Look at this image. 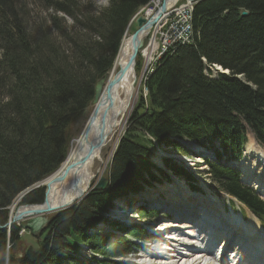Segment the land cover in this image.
Wrapping results in <instances>:
<instances>
[{"label": "trees", "instance_id": "16d2710c", "mask_svg": "<svg viewBox=\"0 0 264 264\" xmlns=\"http://www.w3.org/2000/svg\"><path fill=\"white\" fill-rule=\"evenodd\" d=\"M107 1L92 15L94 5L86 0H0V223L21 192L63 163L72 123L91 108L95 84L113 69L130 22L154 0ZM31 9L34 15H50L31 22ZM191 26L193 43L163 57L145 82L146 95L139 97L108 165V189L92 191L77 206L56 213L35 240L36 247H25L19 227L9 237L0 230V264H86L76 255L87 245L94 264H118L113 260L134 252L131 238L144 242L146 232L134 226L119 238L128 224L122 227L104 217L113 208L124 215L121 209H127L117 203L159 183L156 174L168 179L149 160L156 148L153 141L170 146L172 139H181L211 147L217 140L223 155L238 160L246 125L264 145V0H204L194 7ZM204 60L229 75L208 80L202 75ZM164 164L192 180L182 168L173 169L175 163ZM209 165L220 189L264 224V201L239 182V173ZM43 188L31 191L21 204L40 203ZM138 214L143 219L157 216L155 210ZM98 223L107 230L111 224L119 234L96 232ZM20 243L24 249L17 260L14 250Z\"/></svg>", "mask_w": 264, "mask_h": 264}, {"label": "bare ground", "instance_id": "6f19581e", "mask_svg": "<svg viewBox=\"0 0 264 264\" xmlns=\"http://www.w3.org/2000/svg\"><path fill=\"white\" fill-rule=\"evenodd\" d=\"M154 1L152 2V5H154L153 10H149L150 7L147 8L146 13L144 14L145 16L142 18L148 20L155 15L159 9L161 1L158 0L157 3ZM177 2L178 0H171L168 6L172 7ZM139 14H137L130 22L127 31L133 22L136 26L135 20L143 15L139 16ZM162 16L163 15H161L152 27L146 31L143 38V46L139 50L135 60V66L137 67V61L139 60L140 62L141 58L143 59L140 67L137 68L140 69V80L143 81V87L148 78L154 73L160 60L163 57L170 55L168 53H171L168 51L162 52L160 46L158 45L161 34L156 28L164 24V17L162 18ZM191 23L192 9L187 12V37H190V40L192 36V32L190 31V29H192ZM132 35H130V37ZM125 37L122 40L120 50L116 56L112 72L110 74L108 73L103 75L95 84L94 97L91 105L93 108L89 118L85 122V126L80 136L71 144L65 160L59 166L57 171H55V173L47 179H43L44 181L42 180V182H39L38 185L33 187L31 186V188L29 187L26 189L21 193L17 203H13L11 205L10 221L8 224H5V231L10 232L13 227L17 226L23 231L28 232L29 235L33 237L29 227L36 228L45 224L42 228V236V234L47 231L48 226L53 220V217L51 216L61 211H65L70 207L72 208L73 205L79 203L88 195V193L92 191H106L108 189L109 176L100 178L101 174L106 169V165L110 164H107V161H104L105 159L102 160V151L115 134L119 135L121 133V129L124 128L132 106L136 101L135 97L137 94V87L135 86L137 78L134 70L135 66L134 69L131 66L127 71H125L123 76L117 79L115 84H111V82L117 78L116 76L119 71L122 70L123 66L126 64L131 51V43L129 41L130 37ZM184 44H188V42H174L172 46H169V50L174 51L176 47ZM141 52L143 53L141 54ZM145 74H147L146 77L142 79V76ZM103 78H105V80L101 87L99 96L96 99L97 85ZM108 89H110V95H112L113 102L112 104L107 105V101H105L104 97ZM144 95H146L145 87ZM100 123L102 124L101 128H99ZM86 131H88V133L87 136L84 137ZM253 141V139L249 138L243 160L235 162L234 166L242 172L243 179L252 185L258 194L264 198V150L258 149ZM153 142L155 147L161 144L155 141ZM184 145L190 150L194 149L193 144L190 142H184ZM90 149V157L87 161H85L84 157ZM153 155L154 150L152 156ZM165 160L166 159H164L163 162H165ZM157 162L160 163L159 160H157ZM97 163H101V169L99 168V172H96L98 177L97 181L99 182L98 184L96 183V186L94 185L91 188L90 186L94 179L92 168L96 166ZM155 166L165 174V171L158 167L157 164H155ZM68 168H70L69 171L62 176V180H59L58 177H60ZM177 168L178 166H173V169ZM156 176L159 183H153L150 186H146L144 187L145 189L143 188L140 192L128 194L123 198V200L117 203L120 205H116V207L121 206L123 201L133 200L130 210L133 211L135 218L132 220V223L142 220L148 222L146 223V225H148L149 222L155 219L158 220L159 216H161L159 209L160 211L166 209L165 215H167V217L170 218L169 220L172 221H166L169 223L167 224L168 227L164 226L163 221H159L164 226L160 227L161 224L156 226V230L159 227L160 232L156 230L153 232L154 228H147L148 226L144 227V222H137L138 224L128 226V230L120 233L118 237H124L131 228L136 226L139 230L146 232V234L150 237H155L160 241L157 244L146 246L145 249L146 251L150 249V254L149 252L147 254L140 253L141 255L137 256V259H135V257L130 258L131 255H134L132 252L126 257H122L120 260L122 264H264V257H258L259 255L264 256V252L260 253V250H264V244H260L264 243V240L260 235L257 236L255 226H257V229H259L258 227L260 226L256 223L257 221L253 220L254 218L250 217V223L246 225L243 220H241L240 216L226 214L222 210H219L215 212V216L212 215L206 219L199 218L198 216H195L194 219H189L187 218V215L190 213L186 212L187 209L185 207L181 209V214H176L174 210L169 208L170 206L168 204H161L159 201L162 199H168V191L172 187L175 191H180L182 193H188V188L184 185V183L179 182L176 179H174L173 183H164L162 181L168 180L167 178H162L158 174H156ZM146 179L148 181L149 177H146ZM101 183H103L104 187L96 189V187ZM154 186L158 189H155V193H152ZM42 187L47 188L44 201H41L36 205L21 204L22 199L25 198L31 191ZM154 199H156L157 202L153 201ZM192 201H194L197 205L201 204V200L197 196L196 198L192 197ZM189 205L192 207L194 206L193 203H183V206L189 207ZM55 206L60 207V209L54 211ZM121 210L126 211L125 209ZM138 210L143 212L146 211L147 213L150 210H155L157 216L151 219H143L138 214ZM114 213L118 214L119 211H117L116 208H113L104 217V219H106L109 223H129L130 219L124 220L123 218H121L123 222H120L117 219L118 216H114ZM16 214H26L27 217L12 223V218ZM181 217H183V220ZM213 219L216 221L214 222ZM104 226V224L98 223L96 228H103ZM180 229L183 230L181 231ZM260 232L261 235L264 236V230L260 229ZM166 234L167 236L163 238ZM150 237L147 238L146 241H149ZM33 238L37 239L35 237ZM230 239L236 241V244L230 252V256H228L225 255V253L223 254V248L227 246ZM241 242H246V244H240ZM259 246L263 248L258 249ZM81 247L82 243H79L78 248L80 249ZM188 247L191 248V252L187 249ZM82 250L86 251L88 248L83 247ZM128 257L129 259H126ZM215 258L217 260H215ZM255 258H259V261H255ZM252 259H254V261ZM82 262L84 263L83 260Z\"/></svg>", "mask_w": 264, "mask_h": 264}, {"label": "rangeland", "instance_id": "374dc122", "mask_svg": "<svg viewBox=\"0 0 264 264\" xmlns=\"http://www.w3.org/2000/svg\"><path fill=\"white\" fill-rule=\"evenodd\" d=\"M82 1H84V0H82ZM86 1H90L91 2V4H93L94 5V7H93V12L94 13H92V15H96V12H97V8H99V9H101V8H104V7H106L107 6V4H108V1L107 0H86ZM155 3H157L158 2V0H156V1H154ZM184 4V2L183 1H179L178 3H176L173 7L174 8H170V9H167V11L166 12H170V11H172L173 9H175V8H177V7H179V6H182ZM187 4V3H186ZM185 5V4H184ZM189 7L191 6V8H192V10L194 9V7H195V5L196 4H192V3H188L187 4ZM149 8V7H148ZM153 8H154V5H150V8H149V10L150 9H152L153 10ZM98 9V10H99ZM29 11H30V9H29ZM184 11V13L185 12H187V11H185V10H183ZM35 11L34 10H32L31 9V12H28L27 13V15H28V18L31 20V22L33 21V22H36V23H40L42 20H47V18H48V15H50V11H43V12H41V14H39V13H37V15H34L33 13H34ZM178 12V10H176L175 12H174V14H176ZM146 13V11L143 13V15L142 14H139V16L140 15H142L141 17H144L145 14ZM184 13H183V15H184ZM39 14V15H38ZM59 16L64 20V21H67V22H65V24L67 23L68 25L70 24V19L69 18H67L65 15H62V14H59ZM135 30H136V26H135V23L133 22L132 24H131V26H130V28H129V30L128 31H126V37L125 38H129L130 37V35H132L134 32H135ZM190 31L192 32V29H190ZM145 44H146V40H145ZM189 44V43H188ZM184 45H186V44H184ZM168 52H172L171 50H168ZM143 52H141V54H142ZM173 55V54H172ZM172 55H170V56H172ZM138 59H139V57H138ZM137 59V60H138ZM142 61H143V59L141 58V61L139 62V67H140V65H141V63H142ZM115 62V61H114ZM202 63H203V65H204V68H203V72H202V75H204L208 80H210V81H214L215 79V74L213 75V77H211L210 76V73L211 72H221L222 70H224L222 67H220V65L219 64H213V65H208L207 63H206V61L204 60V61H202ZM114 67V66H113ZM112 70L113 69H111V71L109 72V74L112 72ZM226 73H228L229 74V71L228 70H224ZM135 73H136V82H135V86L137 87V94H136V97H135V103H134V107L132 106V109H131V111H130V113H129V116H128V119L130 118V116H131V114L133 113V109L134 108H136V104H137V102H138V99H139V97L141 96V94L143 95V97H145L144 96V87H143V81H141L140 80V69H137V67L135 66ZM108 74V73H107ZM146 75L147 74H145L144 76H142V79H144L145 77H146ZM238 78H241V79H243V83L245 84V85H247V86H250V87H253L252 85H250V84H248L247 83V81L244 79V78H242L241 76H238ZM138 84V85H137ZM92 106H91V109H88L87 110V112H85L83 115H81V116H79V117H76V120L72 123V125H71V128H70V131H69V133H70V139H69V143H68V146H67V153H68V151L70 150V146H71V144L74 142V140L75 139H77L79 136H80V134H81V132H82V130H83V128H84V126H85V122L87 121V119L89 118V116H90V113H91V111H92ZM128 119H127V121H126V123H125V126H124V128H122L121 129V133L119 134V135H117V134H115L113 137H112V139L106 144V146L103 148V151H102V160H104V161H107V164H109L110 163V160H111V158H112V156H113V154H114V152H115V149L117 148V145H118V142H119V140H120V138H121V136L123 135V133L125 132V130H126V125H127V123H128ZM245 127V129H246V141H245V143H244V152H243V155H241L242 156V158H243V156H244V154H245V152H246V146H247V144H248V142H249V138H251V139H253L255 142L256 141H258L257 140V138L255 137V135L252 133V131L245 125L244 126ZM118 140V141H117ZM77 141V140H76ZM215 141H217V140H215ZM259 142V141H258ZM260 143V142H259ZM197 144V143H196ZM197 145H201V144H197ZM260 145L262 146V148H263V150H264V145L263 144H261L260 143ZM221 150H222V148H220ZM114 151V152H113ZM67 153H66V155H67ZM111 153V154H110ZM165 157H167V158H165ZM189 157V156H188ZM65 158H66V156H65ZM164 159H166L167 161H169V162H175L176 161V163L178 164V162L180 161V162H182L183 164H184V166L186 167V168H188V171L184 168V166L183 165H181L188 173H192L194 176L195 175H197L198 177H202L204 180H206L207 182H209L213 187H214V189L216 190V191H218V192H221V193H223V191L220 189V187L218 186V184H217V182L214 180V177H213V174L211 173V169L209 168V166L207 165V163L204 165V159H201V158H197V157H193V156H190V158H186V157H184V156H182L181 154H177L174 150H171L170 148H169V146H167L166 145V143H161V146L159 147L158 146V149L157 148H155V150H154V155L153 156H149V160L152 162V164H157V166L158 167H160L161 169H163L164 171H165V174L168 176V180H163L162 182H164V183H173L174 182V179H176L177 181H179V182H182V183H184V185H190V184H193V183H191V182H187V180H185L184 178H181L180 176H178V175H175V171L173 170H168L167 168H166V166H165V164H164V162H163V160ZM157 160H159L160 161V163H158L157 162ZM208 161H212L211 159H208ZM157 162V163H156ZM107 166L108 165H106V169H105V171L101 174V176H100V178H105V177H107ZM59 168V167H58ZM101 169V163H97L96 164V166H94L93 168H92V174H93V177H94V179H93V181H92V184H91V188L95 185H97L98 184V182L99 181H97V173L99 172V170ZM165 168V169H164ZM200 169H202V170H200ZM204 170V175H202L200 172L201 171H203ZM95 172V173H94ZM97 172V173H96ZM54 174V173H53ZM192 175V176H193ZM51 176V175H50ZM50 176H48V177H50ZM47 177V178H48ZM47 178H45V179H47ZM193 178V177H192ZM44 179V180H45ZM43 180V181H44ZM97 183V184H96ZM164 183H161V184H164ZM188 183V184H187ZM39 183H36V184H34V186H36V185H38ZM47 188H43V199H42V201H44V197H45V193H47V190H46ZM24 192V191H23ZM22 193V192H21ZM21 193L15 198V201L13 202V203H17V201L19 200V197H20V195H21ZM89 194V193H88ZM223 194H225V193H223ZM85 199V198H84ZM84 199H82L79 203H81ZM132 203H130L131 205L133 204V200H130ZM125 202V201H124ZM79 203H77V204H75V205H73L72 206V208L73 207H75V206H77ZM189 204H192V202L190 201L189 202ZM12 205V204H11ZM11 205H10V207H9V209H8V215H7V219L5 220V222L4 223H0V227H3L5 224H8L9 223V221H10V214H11ZM22 205H24V204H22ZM34 205H36V204H34ZM117 205H120V204H117ZM130 205V206H131ZM130 206H126V205H124V204H122V206L121 207H123V208H126L127 210L126 211H124V215H123V213L122 212H119L118 214H115L114 216H118V220L120 221V222H123V220L121 219V218H123L124 220L125 219H130V221H129V223L128 222H126V224H128V226H130V225H135V224H138L137 222H144V227H146V226H148L147 228H154L153 229V232H155V230H156V226L157 225H160L161 223V221H163V223H164V226H167V224H169L168 222H166V221H172V220H169L170 218H168L167 217V215H165V213H166V209H163V211H164V213H163V211L161 210L160 211V209H159V213H161V216H159V219L157 220V219H155V220H153V221H151V222H149V224L148 225H146V223H148V222H146V221H142V220H139V221H137V222H133L132 223V220L135 218V215L133 214V211L132 210H130ZM231 206H233L234 207V212L237 214L238 212L240 213V212H242V211H244V212H242V217L246 220V223L245 224H249L250 223V217L252 216V214L247 210V209H245L243 206H241V205H239L238 204V202L236 201L235 203H234V205L233 204H231ZM189 207H191L190 205H189ZM189 207H187V209L189 208ZM17 208V207H16ZM15 208V209H16ZM68 209H71V207L70 208H68ZM68 209H66V210H68ZM65 210V211H66ZM181 211V210H180ZM10 212V213H9ZM15 212V211H14ZM162 214H163V216H162ZM165 215V216H164ZM192 215L193 214H188L187 215V218H190V217H192ZM251 215V216H250ZM55 215H53V216H51V217H54ZM237 216V215H236ZM254 219H255V217H253ZM160 221V222H159ZM255 221H257V219H255ZM52 222V221H51ZM194 222V221H193ZM258 222V221H257ZM178 223V222H177ZM51 224V223H50ZM118 224H120V223H118ZM109 225V229L107 230V226L105 225L103 228H97V230H96V232H100V233H109V234H111V233H114V234H119L118 233V231L114 228H111V224H108ZM120 225H122V224H120ZM162 224L160 225V227H164ZM15 227H17V226H15ZM49 227V226H48ZM168 227V226H167ZM14 228V227H13ZM20 228V227H19ZM159 227H158V229L156 230V231H158V232H160L159 231ZM255 229H256V231H257V236L258 235H260L261 234V232L259 231L260 230V228L257 230V226H255ZM0 230H3V231H5L4 229H0ZM181 231L183 230V229H180ZM11 232V231H10ZM10 232H8L7 233V231H5V233L8 235V237L11 235L10 234ZM18 235H19V237H22V239L24 240H26V246L25 247H27V248H31V247H36V241L35 240H37V239H34L33 237H31L30 235H29V233L28 232H25V231H23L22 229H20V231H19V233H18ZM42 235H44V234H42ZM167 236V234L166 235H164V237L163 238H165ZM263 237V236H262ZM261 237V238H262ZM119 238H121V237H119ZM118 239V238H117ZM263 240H264V237L262 238ZM20 241H21V239H20ZM150 244H149V246H151V244H157L160 240L158 239H156L155 237H150ZM154 241V242H153ZM157 241V242H156ZM22 242V241H21ZM135 244H138V242H135ZM238 244V243H237ZM240 244H246V242H241ZM260 244H264V243H260ZM140 246H142V244L140 243ZM153 246V245H152ZM9 247H10V242L7 244V247H6V249H7V251H6V257H8V254H9ZM87 248H88V245L86 246ZM145 248H146V246H144ZM21 249H24L22 246H21V243H20V245L18 246V248L17 249H15L14 250V255H15V257H16V259L17 260H20V257H18V256H22V253H23V251L21 250ZM228 251H231V250H228ZM147 252H149V254H150V249L147 251ZM139 255H141L140 253L138 254V252L137 253H135L134 255H131V257L130 258H134L135 257V259H137L136 257L137 256H139ZM226 255H228V256H230V252H226ZM78 258H80L81 260H83L86 264H92L93 262H91L89 259H91V257H89V250H86V251H83L82 249H80V251L77 253V255H76ZM146 256V255H145ZM259 258H263L264 256H262V255H259L258 256ZM97 259H101V258H99V257H96ZM122 258V257H121ZM126 259H129V257L128 258H126ZM134 259V260H135ZM89 260V261H88ZM125 260V259H124ZM253 261H254V259H252ZM94 264V263H93Z\"/></svg>", "mask_w": 264, "mask_h": 264}, {"label": "water", "instance_id": "95a60500", "mask_svg": "<svg viewBox=\"0 0 264 264\" xmlns=\"http://www.w3.org/2000/svg\"><path fill=\"white\" fill-rule=\"evenodd\" d=\"M161 3H160V6H159V9L157 10V12L155 13L154 16H152L150 19L146 20L145 18H142V17H139L135 20L136 22V26H137V29L136 31L134 32V34L129 38V41L131 43V51H130V54L128 56V60L126 62V64L123 66L122 70L119 71V73L117 74V78L111 82V84H115L117 82V79L121 76H123V74L125 73V71H127L131 66L132 68L134 69V66H135V60L137 58V55H138V52L139 50L142 48L143 46V38L145 36V33L146 31H148L152 25L158 20V18L164 14L167 9L170 7L168 6L169 5V2L171 0H160ZM178 1H183L185 3H192V4H196V3H199V2H202L204 0H178ZM247 13L246 12H242V16H246ZM105 78L101 79L100 82L98 83L97 85V89H96V99L98 98L99 96V93L101 91V87L103 85V82H104ZM110 84V86L112 87V85ZM109 86V87H110ZM110 87V88H111ZM105 101H107V105L108 104H112L113 100H112V95H110V89L107 90V93L105 95ZM102 124L100 123L99 124V128H101ZM87 133L88 131L85 132V135L84 137L87 136ZM90 154H91V149L89 150V152L87 153V155L84 157V160L87 161L90 157ZM73 166V165H72ZM71 168V167H70ZM66 169L64 171V173L58 177L59 180H62V176L67 173L69 171V169ZM107 185V183H106ZM105 185V187H106ZM104 185L103 183H101L99 186L96 187V189H101L103 188ZM160 203H164L166 204L167 202H164V201H159ZM60 207L58 206H55L54 207V211L56 210H59ZM26 214L24 215H19V214H16L13 218H12V223L15 222V221H19V220H22L23 218H26ZM45 224L43 225H40L38 227H29L31 229V234L33 237L39 239L41 237V232H42V228ZM5 225L3 227H0V229H4Z\"/></svg>", "mask_w": 264, "mask_h": 264}, {"label": "built area", "instance_id": "2783aa9c", "mask_svg": "<svg viewBox=\"0 0 264 264\" xmlns=\"http://www.w3.org/2000/svg\"><path fill=\"white\" fill-rule=\"evenodd\" d=\"M190 9H192L191 6L182 5L162 16L164 24L156 28L161 34L158 45L162 52L168 51L169 46H172L174 42H191L190 37H187V12ZM176 10L178 12L174 14ZM183 10L187 12L184 13Z\"/></svg>", "mask_w": 264, "mask_h": 264}, {"label": "clouds", "instance_id": "9594fccd", "mask_svg": "<svg viewBox=\"0 0 264 264\" xmlns=\"http://www.w3.org/2000/svg\"><path fill=\"white\" fill-rule=\"evenodd\" d=\"M178 3V2H177ZM188 4V3H187ZM186 4V5H187ZM175 5V4H174ZM173 7V6H172ZM172 7H169L168 9H170V8H172ZM166 13V12H165ZM164 13V14H165ZM164 14H162V15H164ZM192 14H193V10H192ZM193 39H194V33H193V27H192V36H191V40L193 41ZM172 54H174V53H170V55H172ZM135 70V69H134ZM145 96V95H144Z\"/></svg>", "mask_w": 264, "mask_h": 264}]
</instances>
